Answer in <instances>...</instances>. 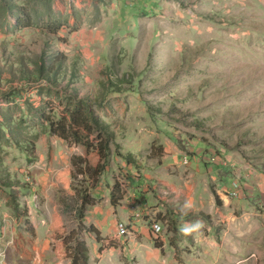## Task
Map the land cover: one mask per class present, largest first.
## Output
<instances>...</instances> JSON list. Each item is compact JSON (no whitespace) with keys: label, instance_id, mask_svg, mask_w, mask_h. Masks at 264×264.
Returning <instances> with one entry per match:
<instances>
[{"label":"rangeland","instance_id":"1","mask_svg":"<svg viewBox=\"0 0 264 264\" xmlns=\"http://www.w3.org/2000/svg\"><path fill=\"white\" fill-rule=\"evenodd\" d=\"M74 93L101 100L104 160L49 131ZM76 157L103 166L99 243L66 215ZM75 238L88 264H264V0H0V264H75Z\"/></svg>","mask_w":264,"mask_h":264},{"label":"trees","instance_id":"2","mask_svg":"<svg viewBox=\"0 0 264 264\" xmlns=\"http://www.w3.org/2000/svg\"><path fill=\"white\" fill-rule=\"evenodd\" d=\"M65 59L66 57L61 52L57 51L55 56L50 60H41L40 62L34 63L32 71L34 74L36 73L38 76L40 75L42 78H45L44 80L48 81L50 85H55L57 84L56 78L59 74L65 73V71L63 72L64 68L62 64ZM68 73H70L69 69ZM107 82L108 86L116 92L123 91L125 84L131 83V81L125 78H119L116 83L110 80ZM67 84L68 82L66 81V85ZM70 97L72 98L70 102L53 115L55 119H49L48 128L50 133L61 137L64 141L70 140V142L74 144L83 143L84 141V144L93 143L92 148H95L96 153L99 154L98 160H104L107 156L108 144L114 141L115 133L106 122H103L102 119L97 116L93 109L94 104L101 103V100L97 101V99L77 95L76 93H74V96L71 94ZM194 123L196 126H200L199 122L195 121ZM125 157H128V155ZM75 160H79L77 165L80 164L85 166V162L80 161L79 157H76ZM98 162L100 163L96 166H85L82 167L83 169L80 168L81 174L84 176V185L86 187L83 189H76L77 191L74 195L75 205H71L70 208L68 207L66 214L68 216L72 215L71 221L75 223L80 234L92 235L97 243L100 241L97 231L92 226L83 225V221L86 207L92 204L87 191L97 183V178L103 169L101 161ZM117 184L118 183L113 185L109 194V202L113 207L119 205V201L122 197V192ZM215 201L219 204L216 198ZM73 243V252L71 253L77 256V262H75V264H88L89 252L86 244L77 238L73 240Z\"/></svg>","mask_w":264,"mask_h":264},{"label":"built area","instance_id":"3","mask_svg":"<svg viewBox=\"0 0 264 264\" xmlns=\"http://www.w3.org/2000/svg\"><path fill=\"white\" fill-rule=\"evenodd\" d=\"M122 225H123L122 223H118V224L116 225V229H117L116 232H117V234H118V227H122ZM118 235L121 236V234H118Z\"/></svg>","mask_w":264,"mask_h":264},{"label":"crops","instance_id":"4","mask_svg":"<svg viewBox=\"0 0 264 264\" xmlns=\"http://www.w3.org/2000/svg\"><path fill=\"white\" fill-rule=\"evenodd\" d=\"M147 255H149V253H148ZM147 255H146V256H147Z\"/></svg>","mask_w":264,"mask_h":264},{"label":"bare ground","instance_id":"5","mask_svg":"<svg viewBox=\"0 0 264 264\" xmlns=\"http://www.w3.org/2000/svg\"><path fill=\"white\" fill-rule=\"evenodd\" d=\"M122 227H123V225H122Z\"/></svg>","mask_w":264,"mask_h":264}]
</instances>
